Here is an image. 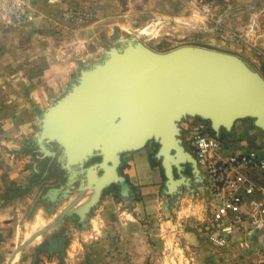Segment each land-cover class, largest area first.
Returning a JSON list of instances; mask_svg holds the SVG:
<instances>
[{
    "label": "rangeland",
    "instance_id": "rangeland-1",
    "mask_svg": "<svg viewBox=\"0 0 264 264\" xmlns=\"http://www.w3.org/2000/svg\"><path fill=\"white\" fill-rule=\"evenodd\" d=\"M139 3L127 2L132 11L131 28L119 26L116 17L110 22L98 21L102 12L92 0H81L73 17L63 13V5L42 4L37 7L36 16L18 26L0 24V102L9 98L22 104L25 100V105L31 106L33 98L27 96L38 91L40 83L44 88L50 87L49 95L55 93L49 96L50 102L62 95L80 68L101 58L108 46L118 43L119 37L139 34L144 27L150 30L157 22L155 34L139 35L153 49L165 51L183 44H201L235 54L245 53V60L264 76V0H171L152 3L153 7H148V3L145 10L133 12ZM113 13L118 14L117 3L110 7V14ZM23 71L29 72V76L36 73L39 78L28 82V89L20 79ZM55 73L57 79L66 80L53 83ZM22 89L28 91L25 98ZM45 104L33 108L30 128L24 127L23 135L15 138L12 133L14 123L18 126L19 115H14V121L12 115L0 112V264H8L15 252L10 264H214L212 253L233 249L236 240L238 248L250 257L239 258L240 264L248 259V264H264V244L257 233L247 232L245 219L233 226L224 245L212 239L224 235L213 218V210L221 198L214 194L213 188L215 184L220 187L222 175L213 183L207 169L202 167V180H192V190L182 185L176 193L167 194L163 169L154 156L157 145L152 141L144 150L150 162L156 163L153 178L149 174L148 181L141 178L145 183L135 182L126 172L129 193L119 194L110 189L111 193L91 209L85 223L76 214L66 215L58 225L18 249L58 216V211H48L42 195L64 176L61 172L56 177L52 172L54 177L46 179L44 163L37 160L41 151L34 140ZM237 121L230 131L222 129L216 134L206 120L184 118L180 121L183 143L195 154L189 139L193 127L204 122L205 133L220 141L213 161L225 163L230 156L246 155L249 151L256 155L257 159L229 166L224 176L242 172L262 186L264 129L256 127L249 117ZM126 169L128 165H122V172ZM13 173L21 175L11 177ZM183 173L192 177L189 163L184 164ZM231 219L229 215L225 220ZM54 234L66 237L63 254L41 248Z\"/></svg>",
    "mask_w": 264,
    "mask_h": 264
},
{
    "label": "water",
    "instance_id": "water-1",
    "mask_svg": "<svg viewBox=\"0 0 264 264\" xmlns=\"http://www.w3.org/2000/svg\"><path fill=\"white\" fill-rule=\"evenodd\" d=\"M187 117L208 121L216 134L230 131L237 120L248 117L264 129V76L235 53L189 44L160 52L133 36L119 37L101 58L80 68L62 95L40 113L34 134L40 156H57L66 172L65 183L48 188L46 196L55 201L60 193L88 190L94 183L90 178L94 167L101 173L94 183L97 197L82 211L75 207L80 196L67 203L55 221L18 249L66 215L78 214L85 223L102 190L124 181L118 172L121 154L143 149L150 141L157 145L154 156L165 175V193L172 195L182 185L192 190L184 164H190L196 181L202 176L181 137L180 121ZM52 143L56 149L50 147ZM93 157L99 160L88 164ZM114 162L115 176L105 177L106 167ZM176 181L177 187L171 188ZM52 238L61 246L55 247ZM51 239L41 248L63 254L66 237L54 234Z\"/></svg>",
    "mask_w": 264,
    "mask_h": 264
},
{
    "label": "built area",
    "instance_id": "built-area-1",
    "mask_svg": "<svg viewBox=\"0 0 264 264\" xmlns=\"http://www.w3.org/2000/svg\"><path fill=\"white\" fill-rule=\"evenodd\" d=\"M80 2L81 0H0V24L18 26L36 16L37 7L42 4L63 5V13L73 17ZM193 130L189 144L195 149L193 155L200 172L205 167L213 183L218 182L220 175L223 177L220 187L215 184L213 188L214 194L221 197L213 210V218L224 235L212 236V239L224 245L227 236L232 234L233 226L245 219L248 224L247 232L257 233L260 243L264 244V185L258 186L242 172H235L231 177L224 176L229 166L257 159L255 153L249 151L246 155H232L225 163L220 164V161H213L220 149V141L205 133L204 122H198ZM254 195H259V198ZM229 215L232 217L230 222L225 220Z\"/></svg>",
    "mask_w": 264,
    "mask_h": 264
},
{
    "label": "crops",
    "instance_id": "crops-1",
    "mask_svg": "<svg viewBox=\"0 0 264 264\" xmlns=\"http://www.w3.org/2000/svg\"><path fill=\"white\" fill-rule=\"evenodd\" d=\"M94 1V4L98 7V10L102 12V15L100 16V20L98 21H108L110 22L111 20L114 21V17L118 18V24L121 27H125V28H131L133 25L131 23V19H130V15L132 13V11H130L131 8H129V6H127V2L129 1H135L136 3H139L138 6H135V9L133 12H141L146 8L148 5V3H150L148 5V7H153L152 3H161L163 1H171V0H92ZM118 6V14L117 13H113L110 14V7L112 4ZM143 6V7H142ZM207 6H213V4H208ZM116 10L117 8L114 7ZM137 14V13H135ZM139 14V13H138ZM137 14V15H138ZM222 48V47H221ZM231 48H234L233 45H231ZM238 48V47H237ZM239 54V53H238ZM245 54V53H244ZM243 53L239 54V56H241L242 58L245 59V55ZM38 58V57H36ZM39 60H41V58H39ZM28 63H32V62H28ZM27 63V64H28ZM30 66V65H28ZM36 74V73H35ZM32 74L31 76H29V72L25 73L23 71L22 76L20 77L21 81L24 82V84H27V88L28 89V82H32L33 80H36L37 74ZM53 77L55 79L52 80L53 83L56 82H64V80H66V78H62V79H57V73H55L53 75ZM38 78V77H37ZM39 79V78H38ZM44 82V81H43ZM40 86V87H39ZM51 86V85H50ZM38 91L36 89V91H34L31 94H29L27 96V98L32 99V105H25V100L24 102H22V104H15L13 100H9V98H6L5 100H2L0 102V109H1V113H5L8 114L9 116H11V119H13L15 121L14 115H19L18 118L19 119L17 121L18 126L15 124V128L13 130L12 133V137L15 138L16 136L19 135H23V128L26 127L27 129H29V125L31 123V112L33 111V108H37V106L39 107V103H43L45 102V106L44 109L52 102L54 101L56 98H58L59 96H56L55 98H53L52 100H50L49 102V96H53L55 93L52 92L50 93V95L47 93V90L50 89V87L48 88H44L45 85L42 86V83H40L38 86ZM42 90H41V89ZM53 90H55L56 88H54V86L52 87ZM24 91V89H22V98H25V92L27 93L28 91ZM36 92V93H35ZM46 100V101H45ZM27 103V102H26ZM30 104V103H29ZM241 120V119H240ZM238 121L235 122V126L237 124ZM38 124V122H37ZM16 130V131H15ZM22 137V136H21ZM11 139V138H10ZM123 157H125V159L123 158V165L127 164L128 165V169H126L125 173L127 172V174H129L130 180L133 181L135 180V182L137 180L140 181V183H145V180H147V178L151 175V178H153V176L155 175L153 172V169L156 168V165L152 164L149 160V155L146 153V151L143 149L140 150H136V151H130V152H126L125 155H123ZM51 158V159H50ZM53 159V157H38L37 160H39V162H43L44 163V171H43V175L46 177V179H48L50 177L53 178L54 176L51 175L50 173V161ZM153 167V168H152ZM36 171V169H34ZM19 171V169H18ZM3 172V171H2ZM150 174V175H149ZM154 174V175H153ZM21 174L18 173H13L11 174V177H17ZM141 178H145L144 182H142L143 180ZM148 181V180H147ZM53 186H59V184H51L49 186L53 187ZM48 187L45 189L42 197V203H44L48 209V211H50L51 213L55 212V211H59L61 207H63L64 205H66L69 202H72L73 200L76 199L75 193L70 194V195H63V194H59L56 198L55 201H52V198L49 196H46V191H47ZM62 202V203H61ZM67 202V203H66ZM41 203V202H40ZM55 221V220H54ZM242 242V241H241ZM235 245L233 246L234 248H226V249H222V250H217L214 251V253H212L211 256H214V264H240L241 262L239 261V258L245 259V258H250L249 256H247V252L241 248L239 249L237 244L238 241L236 240L235 242H233ZM233 245V244H232ZM232 245H230L229 247H232ZM237 246V249H236ZM245 251V252H244ZM214 254V255H213ZM218 259V261L216 260ZM248 261L245 260V264H248ZM209 263V262H207Z\"/></svg>",
    "mask_w": 264,
    "mask_h": 264
},
{
    "label": "bare ground",
    "instance_id": "bare-ground-1",
    "mask_svg": "<svg viewBox=\"0 0 264 264\" xmlns=\"http://www.w3.org/2000/svg\"><path fill=\"white\" fill-rule=\"evenodd\" d=\"M159 27V22H157V25L155 27H153L152 29L149 30V27H144L142 28L141 30H139V34H136V35H132L134 38L138 39L139 41H142L139 39V35L141 34H146V35H152V34H155L157 32V28ZM137 33V32H136ZM145 36V35H144ZM121 38V37H120ZM144 43V42H143ZM145 45H147L146 43H144ZM184 45V44H183ZM189 45H196V46H200V47H208V48H212V47H209V46H205V45H201V44H189ZM148 46V45H147ZM180 46V45H179ZM150 47V46H148ZM152 48V47H151ZM153 49V48H152ZM213 49H217V48H213ZM155 50V49H154ZM217 50H220V49H217ZM157 51V50H156ZM224 51V50H223ZM161 52V51H160ZM228 52V51H227ZM232 53V52H231ZM191 152V151H190ZM114 158V161L115 160V156H113ZM109 162V160H108ZM116 163L114 162L113 165L111 166H108L106 167V173H105V177H114V173H113V170H114V165ZM92 172L90 173V178L91 180L94 182V183H98L99 182V179H98V176L99 174H101L100 172H97V168H94L91 170ZM92 183L90 184V188L86 191H81L79 193H77V196H80L79 197V200L80 201H77L76 202V209L82 211L83 209H85V207L91 203V201H93L94 199H96L97 197V194H98V189L97 187L95 188V184ZM179 181H176V182H173L171 184V188H176L177 185H178ZM126 191V190H125ZM124 191V192H125ZM67 203V202H66ZM53 241L55 242L54 246L55 247H58V246H61V242H59V240H56L53 238Z\"/></svg>",
    "mask_w": 264,
    "mask_h": 264
},
{
    "label": "flooded vegetation",
    "instance_id": "flooded-vegetation-1",
    "mask_svg": "<svg viewBox=\"0 0 264 264\" xmlns=\"http://www.w3.org/2000/svg\"><path fill=\"white\" fill-rule=\"evenodd\" d=\"M51 148H53V149H56V146H55V144L53 143L51 146H50ZM45 157H47V158H49V157H52V156H45ZM51 159V158H50ZM96 160H99V158L98 157H93V158H91L90 159V161L88 162V164L89 163H92V162H94V161H96ZM123 154H121V163H120V165L118 166V172L120 173V174H122V175H124L125 176V179H124V181H119V182H113V183H111L110 185H108L107 187H105L103 190H102V192H101V194H100V197H99V200L96 202V204L95 205H93L91 208H90V210L88 211V213H87V216H88V214H89V212L91 211V209L92 208H94L104 197H105V195H107V193H111L110 192V189H111V191H113V189H114V191H118V193L119 194H123V193H126V192H124L126 189L128 190L127 191V193H129V190H130V186L128 185V176H127V174L126 173H124V172H122V170H121V167H122V165H123ZM42 163H40V165H41ZM50 172L52 173V172H55L56 173V177H60L61 175H59V174H61V172L63 173V179H62V176H61V178H59L61 181H59L58 182V184L59 185H61V184H64L65 183V181H66V172L63 170V169H61V167H60V164L57 166V164H56V158L55 157H53V159L50 161ZM57 166V167H56ZM191 173H192V177H191V181L193 180V181H195V182H197L196 180H195V175H194V173L192 172V170H191ZM78 181H76L75 182V185H78V183H77ZM74 193H78L77 191H74ZM73 193V194H74ZM78 196H76V198H77ZM75 214V213H74ZM74 214H72L73 216H74ZM77 215V217H78V219L80 220V217H79V215L78 214H76ZM65 217V216H64ZM87 218V217H86ZM86 218L84 219V221L86 220ZM56 235V234H55ZM58 235V234H57ZM56 238V237H55ZM53 239V238H52ZM51 239V240H52ZM65 243H66V240H65Z\"/></svg>",
    "mask_w": 264,
    "mask_h": 264
},
{
    "label": "trees",
    "instance_id": "trees-1",
    "mask_svg": "<svg viewBox=\"0 0 264 264\" xmlns=\"http://www.w3.org/2000/svg\"><path fill=\"white\" fill-rule=\"evenodd\" d=\"M154 144H156V143H154ZM153 164L156 165V163H154V162H153Z\"/></svg>",
    "mask_w": 264,
    "mask_h": 264
}]
</instances>
